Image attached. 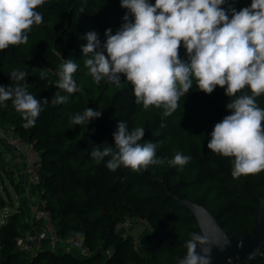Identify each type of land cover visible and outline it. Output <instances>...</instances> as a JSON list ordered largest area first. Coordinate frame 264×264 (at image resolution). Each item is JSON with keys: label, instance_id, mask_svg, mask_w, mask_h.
Returning <instances> with one entry per match:
<instances>
[{"label": "trees", "instance_id": "16d2710c", "mask_svg": "<svg viewBox=\"0 0 264 264\" xmlns=\"http://www.w3.org/2000/svg\"><path fill=\"white\" fill-rule=\"evenodd\" d=\"M250 2L226 0L222 7L231 5L239 11ZM150 3L154 6L155 0ZM36 10L43 22L32 27L28 42L0 51V86L15 83L10 79L12 71H27L28 92L41 101L44 110L35 126L25 129L22 116L7 101L6 108L0 107V132L5 130L11 139L19 137L34 144L42 163L36 190L51 224L60 239L81 235L91 253L83 257L75 250L64 252L49 246L32 253L21 251L17 239L38 224L30 223L20 207L0 225V264H178L186 255L184 245L190 234L201 233L198 220L176 199H190L191 192L192 201L217 215L230 236L251 234L260 206L258 198L264 193V171L234 179V158L207 148L214 126L231 114L226 107L231 98L225 89L217 87L208 95L198 90L193 78L190 92L162 121L163 107L145 110L143 104L138 105L125 76L121 75L119 86L106 79L96 84L85 67L84 37L95 31L104 43L107 29L115 34L128 12L121 7V0H45ZM179 55L187 62L183 44ZM68 59L78 65L74 79L81 91L62 93L69 97L64 104L43 105V99L50 103L60 91L55 86L58 72ZM244 93L251 95V90L245 88L237 97ZM256 103L264 109V94L256 97ZM86 108L101 111L102 117L87 126L72 124L71 117ZM120 120L129 130L144 127L141 143H156V157L165 163L136 174L123 167L108 170L105 163L110 157L93 160V145L107 142L115 147L113 133ZM161 123L165 127L161 128ZM178 152L191 157L182 168L168 164ZM4 206L0 195V207ZM126 220H141L150 231L139 238L131 231L118 233L119 224ZM236 264H264V248L255 259Z\"/></svg>", "mask_w": 264, "mask_h": 264}, {"label": "clouds", "instance_id": "9594fccd", "mask_svg": "<svg viewBox=\"0 0 264 264\" xmlns=\"http://www.w3.org/2000/svg\"><path fill=\"white\" fill-rule=\"evenodd\" d=\"M44 3L45 0H0V51L28 42L32 27L43 22L36 9ZM225 3L226 0H155L153 6L150 0H121V7L128 10L121 28L115 34L107 29L104 43L97 32L87 33V45L81 50L85 67L96 84L106 79L119 86L121 75L125 76L133 86L138 105L143 104L145 110L163 107L162 121L190 92L193 78L198 90L208 95L217 87L225 89L231 98L226 105L231 114L214 126L207 148L234 158L231 174L238 179L264 171V109L256 103V97L264 94V0H252L250 7L239 11L231 5L223 8ZM181 44L186 49L187 62L180 58ZM77 68L75 60H65L55 84L60 91L50 103L43 99V105L64 104L69 97L62 93L81 91L74 79ZM27 76V71L14 70L10 79L15 83L0 86V107L6 108V102L11 101L25 121V129L34 127L44 110L41 101L28 92ZM245 88L251 90V95L237 97ZM101 117V111L86 108L75 113L71 123L87 126ZM144 136V127L129 130L128 124L120 120L113 133L115 147L107 142L93 145L90 157L96 162L110 157L105 166L112 172L123 167L141 174L150 165L165 163L156 157V143H141ZM190 159L178 152L168 164L182 168ZM190 237L184 245L186 255L178 264H212V242L198 232ZM216 246L223 250L229 242Z\"/></svg>", "mask_w": 264, "mask_h": 264}, {"label": "water", "instance_id": "95a60500", "mask_svg": "<svg viewBox=\"0 0 264 264\" xmlns=\"http://www.w3.org/2000/svg\"><path fill=\"white\" fill-rule=\"evenodd\" d=\"M176 199L195 216L201 234L212 242V264H236L251 261L261 254L264 248V193L258 198L260 206L255 218V227L251 234H245L243 238L230 236L224 230L223 222L219 220V217L204 204L180 197ZM225 240L229 242V246L220 250V247L216 245H223Z\"/></svg>", "mask_w": 264, "mask_h": 264}, {"label": "built area", "instance_id": "2783aa9c", "mask_svg": "<svg viewBox=\"0 0 264 264\" xmlns=\"http://www.w3.org/2000/svg\"><path fill=\"white\" fill-rule=\"evenodd\" d=\"M13 131V130H12ZM7 141L11 144L12 149L26 158V174L31 181L35 183V186L39 182L40 179V169L42 166L41 156L35 150L34 144L31 145L26 144L19 137H14V139ZM44 223L46 224L45 231H39L37 233L29 234L28 232L17 239V246L21 251H26L28 253H32L36 250L42 249L44 246L52 247L53 249H57L59 247L65 248L68 250H75L78 253L85 257L91 253L90 249L85 245V241L81 235H74L68 238V240L60 239L54 229L53 224L50 221V214L46 209L43 214ZM134 223L130 220L123 221L119 224L117 228V232L128 234L129 229Z\"/></svg>", "mask_w": 264, "mask_h": 264}, {"label": "rangeland", "instance_id": "374dc122", "mask_svg": "<svg viewBox=\"0 0 264 264\" xmlns=\"http://www.w3.org/2000/svg\"><path fill=\"white\" fill-rule=\"evenodd\" d=\"M251 3L252 2H250L245 7H250ZM5 133H6L5 130L2 133H0V145H4V146L8 147L7 155L3 154L4 156H0V168L1 169L3 168L2 170H4V172H3L0 169V195L4 199L5 206L8 208V210L6 212V210H3V208L0 207V224H1V221L5 220L6 217L8 218V216H10L11 213L16 212L14 210L16 208V205L21 204V202L19 200L21 193L18 192V190H16V189H19V184H17V181H16L19 179V177H18L17 172H15V171H17L19 168L18 171L22 170L21 173H23V167L21 166V164L18 165V162H17L16 163L17 165L14 166L13 165L14 161L10 162V160H12V158L14 159L15 156L16 155L18 156L19 154H17L13 149H11L12 147L8 145L9 141L6 140L7 137H6ZM18 158H21V157L18 156ZM7 160H9V162ZM5 170H7V172ZM203 189H202V191H203ZM26 191H27L26 194L23 195L24 198H26V197L33 198V195L38 192L36 190V186H35V183L33 181L29 180L28 185L26 186ZM28 191H33V192H28ZM30 195H32V196H30ZM191 195H192V197L190 196V199L195 201V197H194V194L192 192H191ZM34 197H35V195H34ZM36 199L38 200V202H40V199L37 196H36ZM2 215H4V217L1 218ZM130 231L133 232V234L139 238L140 236L144 235L145 233H148L150 231V227L145 222H143L141 220H135V223L131 226V228L129 229L128 232H130ZM57 250H61L64 252L67 251V249L62 248V247L57 248Z\"/></svg>", "mask_w": 264, "mask_h": 264}, {"label": "crops", "instance_id": "0c3cea01", "mask_svg": "<svg viewBox=\"0 0 264 264\" xmlns=\"http://www.w3.org/2000/svg\"><path fill=\"white\" fill-rule=\"evenodd\" d=\"M0 133H2V132H0ZM6 137L9 140V138H10L9 135L6 136ZM8 145L11 146V144L9 142H8ZM7 153H8V147H6L4 145H0V156H4L3 154L7 155ZM18 156L21 157V158H18ZM18 156L17 155L15 156V158H14L15 160L13 158H12V160H10V162L14 161V164H13L14 166L17 165L16 163L18 162V165L21 164V166L23 167V173H21L22 170L18 171L19 168H18L17 171H15V172H17L18 177H19V179L16 180L17 184H19V189H16V190H18V192L21 193L20 197H19L20 198L19 200H20L21 204L16 205V208L14 210L16 211L20 207L24 208V210L26 212L27 220L30 223L36 222L38 224L37 226L33 227L30 231H28L29 234H32L34 232L37 233L39 231H45L47 227H46V224L44 223L45 221L43 219V214H44V212L46 210V207H44V204L42 203L41 200H40V202H38V200L36 199V196L39 198L38 192L36 194H34L35 197L33 195V198H31V197L24 198L23 197V195H25L26 192H27L26 191V186L28 185V182H29L30 179L28 177V174H26V170H25L26 166H27L26 158L23 157V156H20V155H18ZM7 161L9 162V160H7ZM2 169H1V171L4 172V170H2ZM5 171L7 172V170H5ZM33 191H28V192H33ZM30 196H32V195H30ZM1 208H3V210H6V212L8 210V208L6 206L1 207ZM13 213H15V212H13ZM13 213H11V214H13ZM2 217H4V215H2L1 218ZM6 220H7V217L5 218V220L1 221V224L5 223Z\"/></svg>", "mask_w": 264, "mask_h": 264}]
</instances>
